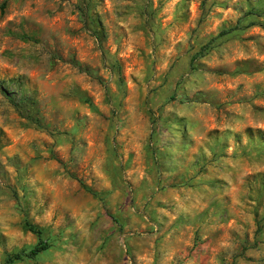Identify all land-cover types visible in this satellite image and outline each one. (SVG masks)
<instances>
[{
    "label": "rangeland",
    "instance_id": "374dc122",
    "mask_svg": "<svg viewBox=\"0 0 264 264\" xmlns=\"http://www.w3.org/2000/svg\"><path fill=\"white\" fill-rule=\"evenodd\" d=\"M262 24L264 0H0V264L27 223L48 248L12 264H264Z\"/></svg>",
    "mask_w": 264,
    "mask_h": 264
},
{
    "label": "trees",
    "instance_id": "16d2710c",
    "mask_svg": "<svg viewBox=\"0 0 264 264\" xmlns=\"http://www.w3.org/2000/svg\"><path fill=\"white\" fill-rule=\"evenodd\" d=\"M255 24L256 23H254V22L249 23L248 26L255 25ZM261 27L264 29V24H262ZM231 30L232 29L221 31L220 35L221 36L226 35ZM26 228L29 232H31L32 234H34L37 237V243L33 247L28 249L27 251L21 250L19 252L7 255L3 264H12L13 262L20 261L23 258L33 259L36 256H38L40 253L44 252L48 248V245L43 240H41V238H40V236H41V230L40 229H38L34 225H31L28 223L26 224Z\"/></svg>",
    "mask_w": 264,
    "mask_h": 264
}]
</instances>
